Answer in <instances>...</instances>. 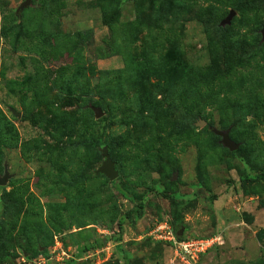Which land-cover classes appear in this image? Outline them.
I'll use <instances>...</instances> for the list:
<instances>
[{
  "label": "rangeland",
  "instance_id": "obj_1",
  "mask_svg": "<svg viewBox=\"0 0 264 264\" xmlns=\"http://www.w3.org/2000/svg\"><path fill=\"white\" fill-rule=\"evenodd\" d=\"M24 1L0 0V110L18 133L0 151V264H196L154 237L165 220L222 237L198 264H264V0ZM129 58L153 71L134 87ZM183 77L195 98L171 101ZM152 95L161 111L139 104Z\"/></svg>",
  "mask_w": 264,
  "mask_h": 264
},
{
  "label": "trees",
  "instance_id": "obj_2",
  "mask_svg": "<svg viewBox=\"0 0 264 264\" xmlns=\"http://www.w3.org/2000/svg\"><path fill=\"white\" fill-rule=\"evenodd\" d=\"M242 4H245L244 2H242ZM163 14H170V12L168 11H163ZM162 14V15H163ZM174 14V13H173ZM217 31L219 33L220 39L222 41H229L230 37L231 40L235 34L234 30L232 29L231 26H217ZM83 33H87V32H83ZM233 69V68H232ZM126 71L131 73V87H134L135 85H140L139 82H141V80L144 78H149L150 75H152V66L151 64L147 63H142L140 65H135L133 63L132 58L127 59V65H126ZM195 71V70H194ZM216 71V66L212 65L210 66L208 69H199L197 71V78H202L205 80L206 83L211 84L213 82V77L212 74L213 72ZM233 71H231L232 74ZM242 75V74H240ZM244 76V75H242ZM142 78V79H141ZM212 78V79H211ZM257 79V82H256ZM261 78V76L255 77L253 79V81L251 82V84L253 83L254 87H257L258 84L257 83H261L264 84V80ZM187 80L188 77H183L181 79H179V84L181 85V87L179 89H174V83H166L165 87L167 89L168 95L171 99V101H175L177 97H181L182 100H194L196 93L194 92V83H190L188 82L187 84ZM215 80V78H214ZM122 91V88L120 85L117 86H109V87H105L104 88V93L105 95H109V96H113V99L118 101L120 93ZM148 99H150V102H146L143 101L142 99H139V104H142L146 110L145 111H149L150 113H153L155 110L156 111H161L162 110V101L158 100L157 97L155 96H150ZM156 106H155V105ZM102 106V103L100 105H97V107ZM200 115V114H199ZM201 118H206L205 115H200ZM110 119L108 117L102 116L100 117V129H99V136L96 137L98 138H103L104 134H105V129L106 126L108 124V121ZM193 119L192 117H188L187 119V125H185L186 127L184 128V130L189 129V127L193 126ZM94 136H90L88 142L92 141V143L90 142V145H93V148L96 150H101L100 145H97V139ZM18 141V133L16 130V127L13 125V123L4 115V113L0 110V151H1V147L2 146H13L16 142ZM86 146V144H85ZM91 147V146H90ZM86 148H89L88 146H86ZM112 152L114 153V149H111ZM116 158V157H115ZM73 183H76V180L73 179ZM115 184L118 185V181L114 182ZM119 190L122 192V194L131 200H134L136 198V196L128 191H125L123 189H121L120 187H118ZM1 203L4 207V211L5 212H12L13 210V206L14 203H8L6 200H1ZM139 206L140 208L143 207V203L139 202ZM175 231H177V227L172 223Z\"/></svg>",
  "mask_w": 264,
  "mask_h": 264
},
{
  "label": "built area",
  "instance_id": "obj_3",
  "mask_svg": "<svg viewBox=\"0 0 264 264\" xmlns=\"http://www.w3.org/2000/svg\"><path fill=\"white\" fill-rule=\"evenodd\" d=\"M152 233L157 240L168 244L174 250L173 253L175 257L183 263L187 261L188 263L192 262L198 264L196 257L199 260L200 256L204 255L203 252H205L211 244H223L220 235L211 238H181L175 231L172 223L168 220L157 223Z\"/></svg>",
  "mask_w": 264,
  "mask_h": 264
},
{
  "label": "water",
  "instance_id": "obj_4",
  "mask_svg": "<svg viewBox=\"0 0 264 264\" xmlns=\"http://www.w3.org/2000/svg\"><path fill=\"white\" fill-rule=\"evenodd\" d=\"M32 0H26L22 3L20 10L28 7L31 4ZM235 15V11H231V14L223 21V24H229L230 21L232 20L233 16ZM264 33V32H263ZM264 37V36H263ZM96 114L98 117L103 116V112L100 109H96ZM219 134L222 136L223 138V143L224 145H226L227 147H229L231 150H235L237 148V144L234 143V141L230 138V134L228 131H224V132H219ZM109 159L108 163L104 169L106 175L111 179L114 180L117 177V172L114 170L113 168V162L111 161L110 155L108 154ZM10 177L9 172L7 171V169H5V173L2 176L1 172H0V185H5L8 181ZM178 235H183V228L181 230L178 231Z\"/></svg>",
  "mask_w": 264,
  "mask_h": 264
}]
</instances>
